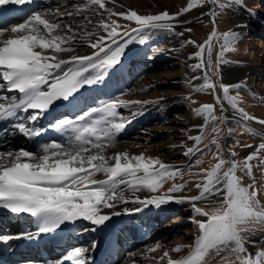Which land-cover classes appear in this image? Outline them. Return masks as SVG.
I'll list each match as a JSON object with an SVG mask.
<instances>
[{
    "label": "rangeland",
    "instance_id": "obj_1",
    "mask_svg": "<svg viewBox=\"0 0 264 264\" xmlns=\"http://www.w3.org/2000/svg\"><path fill=\"white\" fill-rule=\"evenodd\" d=\"M191 3L192 0H105L102 9L90 4L89 0H33V5L23 13L10 12L9 17L0 19V23L10 24L21 20L33 9L44 12L59 9L72 13L71 16H57L56 19L65 29V34H75L76 38L71 43L75 50L59 53L50 49L45 51L46 55H55L59 59L93 56L98 49L90 44L107 35L101 24L111 25L113 21L119 25L117 31L122 39L118 42L124 46L120 63L111 67L114 70L109 79L110 88H102L103 82L99 79L92 85L83 86L69 101L57 100L59 103L54 109L37 121L12 119L7 126L0 125L2 136L6 139L0 145V152L24 149L37 153L40 144L46 142L66 145L71 136L57 132L50 125L61 118L74 119L91 108L116 103L118 116L115 122H122L125 127L117 134L115 143L103 145L105 157L123 152L144 154L180 170L175 178L168 179L154 193L142 187L134 190L126 185L118 186L117 191L127 202L101 210V214L121 213L111 215L105 225L97 227L90 221H78L63 243H55L57 245L47 240L31 248L37 244L33 240L16 242L12 251L3 254L0 264H37L34 261L38 254L46 256V262L57 264L68 251L77 247L88 249L82 258L84 264H168L169 259H183L191 252V247H182L179 252L174 249L177 246H192L201 234L196 221L207 222V217L197 215L191 202L176 203L174 199L160 207H145L132 201L166 194L174 198L197 196L201 191L197 184H203L205 170L214 166L218 158L234 160L240 165L235 174L240 178L241 185H252L250 191L257 193L259 208H264V149L259 148L264 144V123L259 122L264 121V0H199L190 10L184 11ZM129 11L141 16L167 12L176 19L162 21L173 25L171 31L155 30L157 35H147L154 30L135 31L139 26L121 15ZM69 27L71 33L67 32ZM213 31L218 37L234 32L238 38L230 50L223 53L222 41H213L209 74L217 88L198 91L196 89L204 83L206 69L193 68L201 62V58L194 54ZM148 36L152 37L151 40H147ZM104 43L111 45V40ZM140 50H144V54L136 56ZM221 53L224 62L217 64ZM207 57L206 50L205 60ZM80 66L79 62L62 65L52 82L70 68L77 70ZM108 69L89 68L85 75L100 77L101 72ZM220 84L229 86L227 94L219 88ZM0 90L2 103L17 92L2 91L1 87ZM226 95L238 97V102L229 103L224 99ZM205 104L213 105L211 114L197 112ZM38 111L29 109L27 113L18 112V116ZM20 122L29 128L37 125L40 134L33 138L25 136L16 127ZM196 137L200 138L199 143L194 139ZM189 148L198 150L186 154ZM249 155L255 156L249 162L251 175L244 168L245 158ZM108 163L113 164L114 160ZM229 167L230 164L226 163L222 172ZM93 178L106 180L107 176L97 173ZM173 185L184 187L180 192L168 193ZM221 199L210 196L207 201H197L196 206L211 212L221 207ZM137 208L141 211H134ZM125 209L130 211L125 212ZM19 225L27 229L32 227L29 216L0 210V236H7L5 234L12 233ZM246 227L249 231L242 235L247 241V253L242 255L251 253L254 256L264 251V220L251 221ZM166 251L168 257L164 256ZM62 264H69V260ZM204 264H239V261L237 254L231 251L217 254L216 250H210Z\"/></svg>",
    "mask_w": 264,
    "mask_h": 264
},
{
    "label": "snow or ice",
    "instance_id": "obj_2",
    "mask_svg": "<svg viewBox=\"0 0 264 264\" xmlns=\"http://www.w3.org/2000/svg\"><path fill=\"white\" fill-rule=\"evenodd\" d=\"M31 2L32 0H0V5H24ZM89 3L102 9L105 7V0H89ZM197 3L199 0H192L189 8L184 11L190 10ZM64 15L73 14L59 9L55 12L33 9L19 21L10 24L0 23V79L5 82V85L0 86H6L8 91H18L21 94L19 98H9L7 105L0 102V121L6 119L37 121L54 101L60 99L69 101L70 97L83 86L97 82L98 76L85 75L89 68L108 69L120 63L124 46L118 42L122 35L117 31L119 25H116L115 21L111 25L101 24L107 35L90 44L92 48L98 49L93 56H73L69 60H64L58 59L55 55L51 57L46 55L45 51L49 49L53 53L75 50L71 46L76 38L75 34H65V29L61 28L56 19L57 16ZM121 15L139 26L135 31L142 29L171 31L173 25L162 21L176 19L167 12L141 16L135 11H129L126 15ZM67 32L71 33L72 29L69 27ZM237 38L238 34L234 32H226L218 37L217 32L213 31L205 43L198 46L199 51L194 55L200 57L201 62L193 65V68L206 71L203 85L196 90L217 88L209 74L212 67L210 53L213 41H222L223 53L230 50ZM105 40H111V45L105 44ZM140 42L143 43V39ZM112 45L116 47L113 48ZM206 50L208 57L205 60ZM222 53L217 64L224 62ZM72 62H79L81 66L77 70L70 68L62 77L55 78L49 84L48 77L55 69ZM84 62L88 64L85 65ZM44 85H48L47 90L42 88ZM219 88L225 94L229 92L228 85L220 84ZM217 99L220 97L217 96ZM224 99L232 104L238 102V97L226 95ZM116 108L117 104L113 103L103 108H91L76 115L74 119L61 118L54 122L50 125L52 128L71 136L66 145L46 142L40 144L37 153L24 149L0 152V207L15 214H29L39 224L38 233H27L24 238L31 240L34 235L53 233L66 221L83 219L97 227L105 225L111 215L121 213L101 214V210L115 208L117 203L127 202L117 191L118 186L126 185L134 190L142 187L154 193L168 179L175 178L180 172L174 166L164 164L159 159L145 157L144 154L130 155L123 152L115 154L114 157H105L103 145L115 143L117 134L125 127L124 123L115 122L118 116ZM29 109L39 111L28 116H18V112L27 113ZM201 111L211 114L213 105L205 104L201 109H197L198 113ZM212 118L215 119L214 116ZM16 127L29 138L40 134L38 129L26 127L23 122L18 123ZM194 139L199 143V137ZM259 148L264 149V144ZM93 149L96 151L93 152ZM194 150L198 149L189 148L186 154L193 153ZM231 155L234 156L235 153ZM254 158V155H249L244 161V168L249 175H251L249 162ZM109 160H114V163L109 164ZM226 163H229L230 167L222 172ZM239 167L234 160L225 161L218 158L214 166L205 170L203 184H197V188L201 189L199 195L174 198L166 194L132 201L145 207L148 205L160 207L174 199L176 203L191 202L197 215L207 217V222L196 221L201 234L192 246H177L174 249L179 252L182 247H191V252L180 260L169 259L168 264H204L210 250H216L217 254L224 250L236 253L239 264H264V251H259L254 256L251 253L242 255L247 253L245 247L247 241L242 233L249 231L246 225L251 221L264 220V208H259L257 193L250 191L252 185L248 187L241 185L240 178L235 174ZM97 173H104L107 179H94ZM183 187L184 185H173L168 189V193L180 192ZM210 196L222 197L219 201L221 207L209 212L196 206L197 201H207ZM134 211L141 209L137 208ZM9 238L0 236V240L3 241ZM87 251L88 249L77 247L68 251L64 259L73 261V264H84L82 258ZM164 256L168 257L169 253L164 252ZM57 264L62 262L57 261Z\"/></svg>",
    "mask_w": 264,
    "mask_h": 264
},
{
    "label": "bare ground",
    "instance_id": "obj_3",
    "mask_svg": "<svg viewBox=\"0 0 264 264\" xmlns=\"http://www.w3.org/2000/svg\"><path fill=\"white\" fill-rule=\"evenodd\" d=\"M33 5V0L31 3H29V5L26 3L24 5H17V4H7V5H0V19L4 16L9 17L10 12H24L26 11V9L30 6ZM7 20V19H6ZM2 23V22H1ZM51 57V55H48ZM59 59V58H58ZM59 69H55L52 72V75L50 77H48V82L49 84L52 83L53 77L56 75V73L58 72ZM0 85H5V82L0 79ZM2 88V91H7V87L6 86H0ZM48 85H44L42 86V88H46L47 89ZM1 91V90H0ZM9 92V91H7ZM10 93V92H9ZM17 93V94H16ZM15 94L11 95V97H8L4 102L5 105H7V103L9 102V98H19L20 97V93L17 91ZM59 103V101H54L52 105L49 106V109L44 113V115L49 114L48 112ZM54 109V108H53ZM12 122V119H6L3 121H0V125L7 126L8 124H10ZM1 126V127H2ZM32 127L38 128L37 125H32ZM3 129L0 128V145L2 144L4 137L2 136V132ZM0 210H5V212H10L7 209H4L2 207H0ZM20 216H25L28 215L29 216V220H30V224H32V227H28V229L26 228V226L24 227L23 225H19V227L17 226L15 228L14 231H12V233L9 234H5L7 235L6 237H10L9 240L7 239V241H1L0 242V256L1 258L3 257V253L4 254H8V252L12 251V247L15 246L14 244L16 242H23V241H28L29 239L24 238L25 235L27 233H38L39 232V224L37 223L36 219L31 217L29 214L26 213H21L19 214ZM83 219H79L76 221H66L65 223H63L55 232L53 233H41L38 236L34 235V238L31 239L35 242H37L38 244H42L43 241H49V243H53L54 245H57L55 243H60L62 241H64L67 236L69 235V233L72 231L73 227L76 225V223L78 221H81ZM29 225V223H28ZM24 227V228H21ZM20 235V236H18ZM16 236V237H15ZM17 238V239H16ZM63 243V242H62ZM33 248V247H31ZM0 258V259H1ZM46 256L42 255V254H38L36 256V260L34 262H36L37 264H52V263H48L45 261ZM61 262H66L67 260L64 259V257L62 258V260H59ZM73 261L69 260V264H72Z\"/></svg>",
    "mask_w": 264,
    "mask_h": 264
},
{
    "label": "trees",
    "instance_id": "obj_4",
    "mask_svg": "<svg viewBox=\"0 0 264 264\" xmlns=\"http://www.w3.org/2000/svg\"><path fill=\"white\" fill-rule=\"evenodd\" d=\"M149 33V34H148ZM147 33V35H157V32L156 31H149ZM149 37V36H148ZM151 38L152 37H149V38H147V40H151ZM149 42V41H148ZM145 44V43H144ZM147 45V44H146ZM146 48V47H145ZM144 50H140V51H138L137 53H136V56H141V55H143L144 53ZM114 69L113 68H110V69H108V70H104V71H102L101 72V74H100V77H99V79H101V81L103 82L101 85V87L103 88H106V89H108V88H110L111 87V80H109L110 78H111V76H112V74H113V71ZM125 71V70H124ZM98 79V80H99Z\"/></svg>",
    "mask_w": 264,
    "mask_h": 264
}]
</instances>
